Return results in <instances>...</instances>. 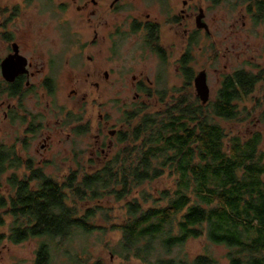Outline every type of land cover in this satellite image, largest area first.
<instances>
[{"label": "trees", "instance_id": "obj_1", "mask_svg": "<svg viewBox=\"0 0 264 264\" xmlns=\"http://www.w3.org/2000/svg\"><path fill=\"white\" fill-rule=\"evenodd\" d=\"M231 1L246 4L253 14L251 7L258 1L255 21L264 23V0ZM258 84L264 86V66L255 73L239 69L224 76L216 97L205 105L187 91L172 94L161 109L134 105L124 113L118 150L90 173L71 172L59 183L40 170L21 180L11 172L7 195H0V228L5 217L10 219L8 230L0 232V244L41 239L34 264H49L50 242L57 240V246L64 247L76 232L105 230L93 220L99 211L107 217L98 202L111 197L125 202L126 219L110 228L120 232L116 254L125 260L218 264L207 255L187 259L171 254L187 241L205 237L229 249V264H264L262 136H228L217 121L246 120L258 109L264 122V88L252 109L239 108ZM154 94L160 103L168 99L160 91L147 97ZM15 166L12 148L0 145V176ZM165 175L174 177L172 188L156 195L143 188ZM128 197L132 198L127 201ZM91 202L96 204L79 207Z\"/></svg>", "mask_w": 264, "mask_h": 264}, {"label": "flooded vegetation", "instance_id": "obj_2", "mask_svg": "<svg viewBox=\"0 0 264 264\" xmlns=\"http://www.w3.org/2000/svg\"><path fill=\"white\" fill-rule=\"evenodd\" d=\"M22 1L24 5L32 2ZM205 1L207 6L201 8L198 0H60L61 10L72 5L77 12L95 17L93 24L88 19L87 29L93 34L90 40H28L24 39V32L14 38L3 28L11 19L18 20L19 7L7 8L4 12L9 14L2 16L0 22V130L5 136L0 145L12 148L18 167L3 174L15 172L17 180H21L35 170L43 173L41 168L48 160L44 155L51 148L53 137L83 134L85 127L79 121L84 112L99 106V93L128 90L134 93L133 101L140 96L147 100V93L158 86L161 87L155 92L161 90L160 78L170 67L183 79L189 75L187 84L193 82L196 40H212L213 18L208 8L213 0ZM258 3L255 1L251 7L254 14L245 5L241 18L260 23L261 19L255 21ZM128 34L133 37L126 50L137 52L138 63L124 65L117 60L119 40ZM73 47L76 52H70ZM147 59L152 65L144 62ZM61 88L68 90L72 102H79L78 108L71 110L73 116L64 105L56 107L49 102ZM54 114L61 118L53 128L50 117ZM97 122L95 151L104 154L107 149L109 154L112 142L105 145L100 134L108 121L98 113ZM91 127L89 124L88 129ZM120 129H109V138L117 137ZM35 140L38 148L31 154V142Z\"/></svg>", "mask_w": 264, "mask_h": 264}, {"label": "rangeland", "instance_id": "obj_3", "mask_svg": "<svg viewBox=\"0 0 264 264\" xmlns=\"http://www.w3.org/2000/svg\"><path fill=\"white\" fill-rule=\"evenodd\" d=\"M59 1L32 0V2L24 5L22 0H0V22L2 16H8L9 13L4 12L7 8L12 10L14 6L19 7L18 20L11 19L3 30L11 32L14 38H18V35L24 32V39L28 40H62L63 37L64 40H90L93 34L91 30L87 29L89 26L88 19L93 24L96 20L95 17L90 16L87 12H77L72 5L61 10L58 4ZM198 3L201 8L207 6L205 0H198ZM245 5L242 2L235 3L229 0L218 5L213 4L208 8V13L213 18L212 40H196L194 53L195 74L197 75L203 70L206 73V82L209 89L208 101H213L216 97L224 76L230 75L239 69L255 73L264 66V23L255 24L249 17L241 18V14L245 13ZM138 10L140 9L138 8ZM17 29L20 30L18 34L15 32ZM132 37L128 34L121 37L122 40H119L121 47L119 48L117 60L120 64L138 63L137 52L131 53L130 50H126L127 43L132 40ZM0 40H2L1 29ZM70 52H76V49L73 47ZM150 61V59H147L144 62L148 64ZM149 64L152 65V62ZM74 69L75 72L78 71V67ZM129 75L128 81H130L132 74ZM160 79L163 86L161 90L157 91L165 93V96L168 97L164 103L158 101L155 96L156 93L147 97V100L140 96L137 101H133L134 93L128 90L99 93V106L95 107L94 110L88 109L79 121V125L85 127L83 134H73L66 138L63 133L53 137L51 148L44 155L48 160L41 168L43 173L61 183L71 172H77L81 175L101 168L119 148L117 138H109L107 131L112 128L120 129L121 126V129H124L123 116L131 107L138 106L139 103H147L149 106H157L155 108L161 109L166 102L171 101L172 94L187 91V93L195 95L192 80L187 84L185 78L183 79L172 67L166 69L165 74ZM158 87L154 89L156 90ZM263 88L262 84H258L254 93L247 100L239 102V108L252 109L254 100L261 99ZM51 101L53 102L52 106L60 107L64 105V109H67L72 116L71 110L73 108L76 110L79 105V102H72L68 90L65 88L55 92L49 102L52 103ZM98 113L108 121V126L105 129L101 126L102 124L99 128L103 129L100 133L102 142L105 145L108 144L109 140L112 142L109 154H107V149H104V154L97 151L98 149L95 151ZM259 116L260 110L255 109L246 120L221 121L217 119V121L228 136L239 135L245 139L253 132H259L262 136L259 149L264 156V122L260 121ZM60 118L61 116L58 114L50 117V124L53 128ZM89 124H92L91 130L88 129ZM3 136L0 130V142ZM31 143L30 153L33 154L34 148H38V146H35L36 140ZM105 154L108 155H106L107 158ZM63 165H66V167L63 168ZM10 173L11 171L0 176V195H7V178ZM17 174L21 175L22 173L17 172ZM173 186L174 177L165 175L146 184L143 188L156 195ZM131 198L128 197L127 201ZM94 204L96 203H83L79 204V207L84 210V208L91 207ZM98 204L106 211L107 217L99 211L93 222L104 227L105 230L94 231L90 234L76 232V235L65 243L64 247L57 246V240L50 242L49 264H76L74 261H78L80 264H142L135 258L125 260L116 254L120 232L110 228L112 225L120 224L126 219L125 202H116L113 198L107 197L99 201ZM1 213L2 211H0ZM5 220V226L0 228V232L3 233L8 230L7 225L10 222L8 217H5ZM40 241L41 239L32 238L18 245L10 244L8 241L1 243L0 264H34L35 251ZM228 253L229 249L225 246L214 245L205 237H201L189 240L183 246L174 248L171 254L178 258L185 257L187 259L207 255L217 260L218 264H229Z\"/></svg>", "mask_w": 264, "mask_h": 264}, {"label": "water", "instance_id": "obj_4", "mask_svg": "<svg viewBox=\"0 0 264 264\" xmlns=\"http://www.w3.org/2000/svg\"><path fill=\"white\" fill-rule=\"evenodd\" d=\"M195 95L199 99L202 105H205L208 102L209 98V89L206 82V73L205 71L199 72L193 80Z\"/></svg>", "mask_w": 264, "mask_h": 264}]
</instances>
